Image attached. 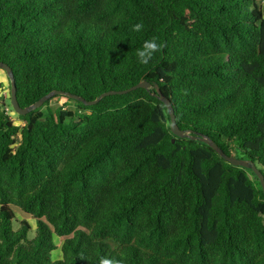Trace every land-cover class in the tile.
Returning a JSON list of instances; mask_svg holds the SVG:
<instances>
[{
  "label": "trees",
  "instance_id": "trees-1",
  "mask_svg": "<svg viewBox=\"0 0 264 264\" xmlns=\"http://www.w3.org/2000/svg\"><path fill=\"white\" fill-rule=\"evenodd\" d=\"M0 61L21 107L61 92L21 125L0 83V264H264L261 180L201 139L264 174V0H0Z\"/></svg>",
  "mask_w": 264,
  "mask_h": 264
},
{
  "label": "water",
  "instance_id": "water-1",
  "mask_svg": "<svg viewBox=\"0 0 264 264\" xmlns=\"http://www.w3.org/2000/svg\"><path fill=\"white\" fill-rule=\"evenodd\" d=\"M0 68L3 69L7 73L8 77L10 79V82H11V104L13 106L12 115H15V114L26 115L29 112L34 111L35 109L42 107L45 104V102L48 101L49 99H51L55 94L61 93L58 91L51 92L48 95L41 98L36 103L32 104L31 106L23 108V107H21L19 100H18V97H17L16 81H15V76H14V73H13L11 67L8 64L0 61ZM139 88H144V89L150 90L152 88V84L147 80H143V81L139 82L138 84H136V85H134L128 89L111 90V91L104 92L97 99L92 100V101H87L81 96H77V95H73V94H69V95L71 97H73L74 99L82 101L86 105L92 106V105L98 104L104 97L111 96V95H117V94H120V95L127 94V93L135 91ZM153 95L156 96L157 98H159L161 101H163L165 103V105L167 106V108L169 109L170 115H171V128H172L173 133L178 137H190V132H184L178 126V124L176 122V116H175V111L173 109L172 102L170 101V99L168 97H166L161 92V89L158 85L155 86V92L153 93ZM3 98H5L4 95H3ZM201 139L204 142H206L207 144H209L212 148H214L221 156H223L227 161L231 162L233 165L242 166V167H246V168H252L254 173L261 180L263 190H264V174L255 165V163L250 162L248 160L239 159L237 157L227 155L222 150V148L216 142L211 140L209 137L202 136Z\"/></svg>",
  "mask_w": 264,
  "mask_h": 264
},
{
  "label": "rangeland",
  "instance_id": "rangeland-1",
  "mask_svg": "<svg viewBox=\"0 0 264 264\" xmlns=\"http://www.w3.org/2000/svg\"><path fill=\"white\" fill-rule=\"evenodd\" d=\"M0 83L3 84L2 92H3V95L5 96L4 100L8 101V97L10 96V84H9V80H8L6 72L1 68H0ZM50 105L54 109L59 107V106H64L66 109L73 108L72 104H67V100L65 98L53 99L51 101ZM8 111L10 112L11 116L13 117V120L17 124L22 125V123L19 121V115L18 114L12 115V111H13L12 108L11 109L8 108ZM13 210H14L15 215H16V221L14 222V227L18 228L21 221H24V220L28 221L30 223V225L32 226V230L29 233V238H33L36 234V219L31 217L30 215L26 214L25 212H23L21 209H19L16 206L13 207ZM64 239L65 238H57L58 249L56 251H54V253H53L54 259H58V258L62 257L61 246L64 242Z\"/></svg>",
  "mask_w": 264,
  "mask_h": 264
},
{
  "label": "clouds",
  "instance_id": "clouds-1",
  "mask_svg": "<svg viewBox=\"0 0 264 264\" xmlns=\"http://www.w3.org/2000/svg\"><path fill=\"white\" fill-rule=\"evenodd\" d=\"M144 29L143 22L133 25L131 31L141 32ZM165 47L163 42H160L158 37H152L149 40H145L142 47L136 50V57L138 63L141 65H148L157 53L162 52ZM100 264H121L119 260L103 257L100 260Z\"/></svg>",
  "mask_w": 264,
  "mask_h": 264
}]
</instances>
